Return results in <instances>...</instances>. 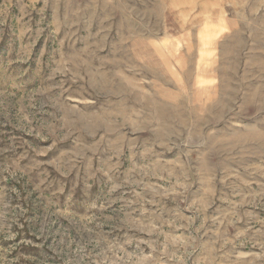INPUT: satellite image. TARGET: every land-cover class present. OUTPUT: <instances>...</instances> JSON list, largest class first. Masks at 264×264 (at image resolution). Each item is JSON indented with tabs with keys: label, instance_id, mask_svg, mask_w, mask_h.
<instances>
[{
	"label": "rangeland",
	"instance_id": "374dc122",
	"mask_svg": "<svg viewBox=\"0 0 264 264\" xmlns=\"http://www.w3.org/2000/svg\"><path fill=\"white\" fill-rule=\"evenodd\" d=\"M0 264H264V0H0Z\"/></svg>",
	"mask_w": 264,
	"mask_h": 264
}]
</instances>
